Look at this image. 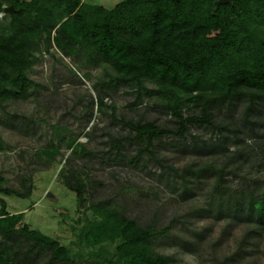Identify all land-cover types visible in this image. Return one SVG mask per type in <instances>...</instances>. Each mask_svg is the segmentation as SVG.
Wrapping results in <instances>:
<instances>
[{"label": "trees", "instance_id": "16d2710c", "mask_svg": "<svg viewBox=\"0 0 264 264\" xmlns=\"http://www.w3.org/2000/svg\"><path fill=\"white\" fill-rule=\"evenodd\" d=\"M103 1L93 6L81 0L10 1L15 7L10 14L15 29L11 34L0 33V105L5 99L30 95L32 34L45 31L51 38L52 30L57 28L56 39L65 49L80 42L91 62L112 66L119 75L107 83L116 80L118 85L123 82L142 86L144 80H153L192 94L200 107L187 116L174 109L177 130L155 121L121 118L135 132L131 138L144 144L130 164L146 167L141 162L144 153L159 161L154 151L156 142L170 135L183 138L184 142L172 147L223 161L221 165L207 162L197 169L167 165L170 172L160 176L172 181L171 189L180 190L178 196L188 200L194 195L193 183L206 175L217 176L215 190L219 193L212 210L215 208L218 218L245 221L264 229V181L246 179V188L234 191L226 185L227 175L237 176L233 166L241 167L249 161L258 172L264 169V0H231L220 5L217 0ZM2 5L0 0L3 10ZM192 125L205 126L211 136H196L189 130ZM127 138L113 137L109 152L116 151L115 156L125 160ZM173 175L176 178H171ZM4 181L0 175V264H73L66 246L28 226L20 228L22 214H11L6 208L1 194L29 196L32 179L23 178L21 188L5 186ZM66 183L82 200L84 183L76 178ZM189 215L174 216L159 226L157 215L141 224L114 209L103 218L104 222L88 224L85 234L96 240L102 232L112 241L124 238L116 260L108 264H176L170 256L152 251L154 238L165 236L174 243L191 246L190 240L176 231L178 226L191 230ZM195 235L201 233L195 231ZM243 243L237 249L238 257L233 254L227 259L239 258Z\"/></svg>", "mask_w": 264, "mask_h": 264}, {"label": "rangeland", "instance_id": "374dc122", "mask_svg": "<svg viewBox=\"0 0 264 264\" xmlns=\"http://www.w3.org/2000/svg\"><path fill=\"white\" fill-rule=\"evenodd\" d=\"M10 1L3 0V10L0 8L3 34H11L15 29L10 15L15 7ZM100 1L104 2L81 0L87 6ZM10 6L14 11L6 12L5 8ZM39 32L32 34L30 95L5 99L0 105L3 183L21 188L23 178L33 181L29 196L1 194L9 213L22 214L19 227L28 226L58 240L69 249L73 264H108L116 260L124 238L112 241L103 232L99 240L90 238V234H85L88 224L103 221L114 209L141 224L157 215L159 226L188 212L191 230L178 226L176 231L189 239L191 246L157 237L152 248L155 254L170 256L176 264H264V229L245 221L218 218L215 208L212 210L219 193L215 190L217 176L206 175L193 183L194 195L188 200L178 196L180 190L171 189L172 181L160 176L170 172L167 165L197 169L211 161L221 165L222 158L183 153L172 147L184 142L183 138L170 135L156 142L154 148L161 163L148 153L141 160L146 167L129 163L144 144L131 138L135 132L120 119L155 121L177 130L174 109L184 116L200 109L193 95L148 79L142 86L123 82L118 85L116 80L107 83L119 75L109 63L91 62L80 42L65 49L56 39L57 28L52 30L51 38L47 32ZM221 112L215 111L219 117ZM189 130L202 139L212 134L205 126L192 125ZM122 136L128 137L123 148L125 160L115 156L116 151L109 152L112 138ZM233 167L237 176L227 175L230 191L246 188V179L264 181V169L258 172L249 161ZM73 178L85 185L82 200L66 183ZM195 231L201 236L195 235ZM242 242L243 254L235 260L227 259L233 254L238 257Z\"/></svg>", "mask_w": 264, "mask_h": 264}, {"label": "water", "instance_id": "95a60500", "mask_svg": "<svg viewBox=\"0 0 264 264\" xmlns=\"http://www.w3.org/2000/svg\"><path fill=\"white\" fill-rule=\"evenodd\" d=\"M231 0H217L216 1V4L217 5H220V4H224V3H227V2H230ZM5 11L6 12H13L14 11V8L12 7V6H10V7H6L5 8Z\"/></svg>", "mask_w": 264, "mask_h": 264}]
</instances>
